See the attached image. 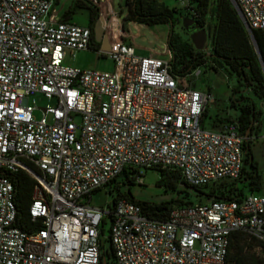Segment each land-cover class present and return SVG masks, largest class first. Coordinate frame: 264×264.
I'll list each match as a JSON object with an SVG mask.
<instances>
[{
  "label": "built area",
  "instance_id": "1",
  "mask_svg": "<svg viewBox=\"0 0 264 264\" xmlns=\"http://www.w3.org/2000/svg\"><path fill=\"white\" fill-rule=\"evenodd\" d=\"M53 1L0 0V264H101L108 213L115 264H224L233 231L257 241L263 255L264 186L239 200L173 207L165 220L124 199L110 212L89 204L90 193L127 167L173 170L190 185L236 179L246 137L236 121L203 129L210 93L185 84L168 49L166 59L135 55L123 31L106 49L93 48L112 71L63 64L67 53L91 48L90 28L54 19ZM234 2L245 31L264 40V0ZM33 93L52 104H29ZM18 170L35 180L29 231L14 224L4 173Z\"/></svg>",
  "mask_w": 264,
  "mask_h": 264
},
{
  "label": "trees",
  "instance_id": "2",
  "mask_svg": "<svg viewBox=\"0 0 264 264\" xmlns=\"http://www.w3.org/2000/svg\"><path fill=\"white\" fill-rule=\"evenodd\" d=\"M124 6L126 10L124 22L131 21L148 26L169 23L166 47L171 53L170 65L173 70L179 66L177 72L184 75L209 59L213 63L210 65L213 70L220 68L229 78L234 79L228 98V106L236 111L231 121H236L238 131L246 138L242 142L240 175L233 180H221L210 185H190L182 181L176 171L152 168L159 172L155 185L162 187L165 192H171L166 199L134 198L130 193L129 185L135 183V177L140 175L139 170L131 167L123 168L104 185L110 197L109 212L117 201L124 199L139 205L142 213L148 218L165 220L173 207L210 200H239L245 190L259 191L264 186V176L258 170L252 155L251 136L253 133L256 134L258 118L261 114L257 103L264 104V75L252 40L243 28L231 2L229 0H188V5L185 6L189 16L201 26L209 28L208 20H212L211 29L208 31V53L196 50L189 38L182 39L173 32L175 8L168 7L160 0H124ZM77 8L87 10L90 43L99 44L93 38V25L99 16V8L90 0H71L59 19L69 20ZM251 35L264 62L263 35L259 30L254 29ZM205 112L206 108L202 117ZM26 165L29 166V164ZM29 167L39 173L36 168ZM4 173L13 186V202L16 208L14 224L21 230L29 231L32 229V222L28 207L35 180L23 170ZM106 219L110 221L109 213L103 215L100 223V236H102L100 261H104L105 264H115L108 239L103 237ZM257 245V241L245 233L233 231L229 237L224 264H264V254L255 250Z\"/></svg>",
  "mask_w": 264,
  "mask_h": 264
},
{
  "label": "rangeland",
  "instance_id": "3",
  "mask_svg": "<svg viewBox=\"0 0 264 264\" xmlns=\"http://www.w3.org/2000/svg\"><path fill=\"white\" fill-rule=\"evenodd\" d=\"M103 0H99V4ZM170 8H175V21L172 30L182 39H188V33L181 26V19L184 16H189L186 7L178 0H160ZM71 0H54L52 4L54 19L62 15L65 9L70 4ZM109 8L115 13L110 15L115 17V22L119 26L129 40L130 45L134 49L137 56H155L160 59L168 57L166 47V39L170 29L169 23H160L155 25H144L135 22H124L125 6L124 0H109ZM102 15V14H99ZM103 17V16H102ZM190 17V16H189ZM104 22L110 24L109 17L104 18ZM70 22L78 26H88V13L85 8H77L71 15ZM209 28L203 26L206 30L207 37L203 47V51H209V32L211 29L212 20L209 19ZM124 22V23H123ZM123 23V25H122ZM106 24V25H107ZM108 38H111L110 36ZM99 48V44L92 45L87 50H75L66 54L63 64L80 69H94L97 71H112L114 64L107 56H95L93 48ZM213 64L209 59L204 64L197 65L189 73L184 74L183 81L185 84L194 90L208 91L211 100L206 105V112L201 119V127L205 130L217 132L224 126L229 125L234 119L236 111L228 106L230 88L234 85V79L229 78L226 73L218 68L213 70ZM29 104L42 107L45 104H52V100L45 99L39 93H33L27 98ZM261 110L258 118L256 134L251 136V151L257 163L258 170L264 176V104L257 103ZM39 111L34 110L33 116H39ZM140 175L135 177V183L129 185V190L134 198L140 200H161L166 199L171 195V192L164 191L162 187L155 185V181L159 177V172L152 168H139ZM212 184V183H210ZM208 184V185H210ZM249 191L245 190L246 195ZM264 193V192H263ZM109 195L106 193V187L99 188L90 193L89 204L94 207H99L105 212L108 211ZM110 221L106 219L104 224L103 237L108 236Z\"/></svg>",
  "mask_w": 264,
  "mask_h": 264
},
{
  "label": "water",
  "instance_id": "4",
  "mask_svg": "<svg viewBox=\"0 0 264 264\" xmlns=\"http://www.w3.org/2000/svg\"><path fill=\"white\" fill-rule=\"evenodd\" d=\"M229 1L231 2V5L235 9L237 16L239 17V12L237 10L234 0H229ZM181 26L186 31H188V38L193 48H195L196 50H202L204 47L205 41H206V37H207V33L204 27L201 26L199 23H197L195 19L189 16L182 17ZM103 29H104V19L102 15H99L93 25V38L96 42L99 43L100 48L106 49L108 47V42H107L106 34L104 33ZM248 35L250 36L252 40L255 52L258 57V62L262 68V72L264 75V62L262 60L261 54L258 50L257 45L255 44L252 38L251 33H248ZM101 264H105L104 261H101Z\"/></svg>",
  "mask_w": 264,
  "mask_h": 264
},
{
  "label": "crops",
  "instance_id": "5",
  "mask_svg": "<svg viewBox=\"0 0 264 264\" xmlns=\"http://www.w3.org/2000/svg\"><path fill=\"white\" fill-rule=\"evenodd\" d=\"M109 0H103L100 4H98V8H99V14H102V16L104 18L109 17L108 21H112L105 23V28H104V33L106 34V37L108 38L110 37H114L117 36L118 32L117 31H122L121 29H119L120 25H117L115 22V18H112L111 16H107V14H115L111 8H109V4H108ZM107 24V25H106ZM100 47V46H99Z\"/></svg>",
  "mask_w": 264,
  "mask_h": 264
},
{
  "label": "flooded vegetation",
  "instance_id": "6",
  "mask_svg": "<svg viewBox=\"0 0 264 264\" xmlns=\"http://www.w3.org/2000/svg\"><path fill=\"white\" fill-rule=\"evenodd\" d=\"M191 28V27H190ZM188 33V31H186Z\"/></svg>",
  "mask_w": 264,
  "mask_h": 264
}]
</instances>
